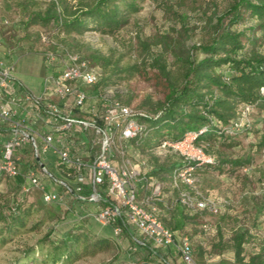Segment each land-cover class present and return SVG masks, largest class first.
I'll return each instance as SVG.
<instances>
[{"label":"trees","instance_id":"trees-1","mask_svg":"<svg viewBox=\"0 0 264 264\" xmlns=\"http://www.w3.org/2000/svg\"><path fill=\"white\" fill-rule=\"evenodd\" d=\"M22 8L20 16L3 17L0 20L1 28H8L10 32L6 33L11 36L12 45L8 47V54H3L0 50V60H7V63L11 62L10 52L22 48V41L31 27L40 25L41 29L46 27L50 30L46 38L43 30L37 34L40 45H46L41 53L48 51L58 53V45L69 48V43L67 45L65 40H56L55 37L54 40L52 36L62 35L65 39L68 37L72 39L75 35L83 34L90 29L112 34L127 25L130 17L141 9L138 0H93L78 11L72 10L67 4L60 9L56 0H51L45 10L28 12L25 11L26 7ZM185 17L186 15L183 16ZM205 17L211 29L210 36L207 41L191 48L186 56L177 58L183 62L178 74L172 73L161 47L169 34L159 36L162 40H158L156 44H161V48L152 53L150 58L124 70L128 75H132L135 72L145 74L148 69H156V77L164 89L163 99L158 100L157 107L151 110L152 112L145 108L137 110V117L145 126L144 133L128 140L132 141L131 150L137 155L145 149L157 147L164 141H181L189 133L196 134L194 141L208 152L215 148L216 143L230 142L241 132L247 130L249 132L253 129L250 116L258 112L263 114L264 95L260 89L264 87V0H231L223 13L218 14L214 8L213 12L205 14ZM4 37L5 33L0 32V47L5 45ZM140 39L144 44L143 39ZM34 47L32 43H28L25 49L32 51ZM192 50L199 51L204 56L197 58ZM84 59L99 75L98 83L93 89L100 91L104 85L105 87L117 85L116 80L102 73L100 69L102 64L98 65L87 58ZM245 105H251L247 115H243ZM82 113L86 114L84 109ZM257 127L262 133V142L259 145H264V121ZM205 142L208 144H204ZM14 155L19 157L20 174L13 178L0 174V180L2 177L9 178L7 185L14 187V191L28 195L29 192L22 191V186L27 181L25 175L31 169L35 171L39 169L34 149L31 144L25 143L15 150ZM213 156L212 162L201 164L187 161L180 156H173L161 163H156V160L153 164L149 162L145 168L146 180L137 186L138 200L149 197V204L145 207L148 210L155 209V215L172 231L177 242L188 236L193 257L199 264L205 255L215 254L203 247L205 239L200 242L198 253H195L192 236L184 231L190 217L185 212L186 208L173 200L176 188L172 183V174L186 166H194L193 172L196 173L202 167L222 169L224 165L241 167L250 162L249 153L229 159L225 156L216 157L215 154ZM47 179L59 186L51 177ZM149 179L153 181L151 186L160 181H168L169 195L165 196L161 188L159 195L152 196L146 189ZM8 191L11 192L13 189ZM159 196L161 203L158 204L154 198ZM252 198L256 199L255 196ZM35 205L34 202L26 200L17 201L8 214H5V208L11 207V203L8 207L3 206L0 210V221L4 224L0 227V234L5 232L10 236L18 233L19 229L25 227L26 217L32 214ZM253 208L255 217L264 213V203L261 205L255 203ZM198 211L210 210L202 209L196 212ZM48 212L50 218H57L58 214L55 211ZM85 225L84 221L76 219L69 228L58 233L54 228L48 230L45 236V239H48L47 249L42 253L44 264H71L80 253L93 254L111 244V236L92 231ZM201 231L209 232L213 238L215 237L214 246L217 245L219 248L217 255H223L221 250L230 248L234 264H264V241L256 251L246 254V245L251 239L250 229L246 226L233 227L232 234L227 240L220 224L214 228L203 224ZM122 236H125L129 244L133 243L127 232ZM1 241L4 242V239ZM32 259H35V255Z\"/></svg>","mask_w":264,"mask_h":264},{"label":"rangeland","instance_id":"rangeland-1","mask_svg":"<svg viewBox=\"0 0 264 264\" xmlns=\"http://www.w3.org/2000/svg\"><path fill=\"white\" fill-rule=\"evenodd\" d=\"M92 2L93 0H56L60 9L64 4H67L76 11ZM138 2L140 11L130 17L127 25L112 34L90 29L83 34L75 35L72 39L70 37L65 39L62 35L52 37H55L56 40H65L66 44L69 43L70 50L93 63L102 64L100 68L102 73L104 72L106 77L110 76L117 81V85L113 86L115 88L114 96L117 100L132 106L135 110L145 108L151 111L157 107L156 103L163 99L164 94L163 85L156 77V69H148L145 74L135 72L132 75H128L124 70L135 63L150 58L152 53L162 47L163 55L167 59L172 73L178 74V71L182 69L183 62L177 58L186 56L191 48L207 41L210 36L211 29L205 14H211L214 8L218 14L223 13L230 5L231 0H138ZM50 3L51 0H0V20L3 17L20 16L22 7H26L25 11L28 12L45 10ZM184 15H186L185 18H183ZM41 27L37 25L29 28L22 41V48L9 54L10 61L14 65L13 76L17 83L34 94L43 92L44 79L52 71L45 62L44 54L41 53L46 45H40L37 37L38 32L43 30L46 38L50 30L46 27L41 29ZM7 31L8 28L0 26V32L5 33V45L0 47L3 54H8V47L12 45L11 36L6 33ZM163 34H169V37L163 41L164 43L160 47L161 44H156V42L162 40L159 36ZM140 38L143 39L144 44L141 43ZM28 43L35 46L32 51L25 49ZM192 52L196 53L197 58L204 56L199 51L192 50ZM106 87L104 85L100 91L93 89V86L85 87L90 97L89 104L97 109L101 108L102 105L100 106L97 94L103 92ZM263 114L258 112L250 116L253 129L249 132L248 130L241 132L238 136L236 135L235 140L232 139L230 142L216 143L215 148L211 151L205 152L203 149L207 157L215 154L216 157L225 156L228 159L249 153L250 162L241 167L224 165L222 169L202 167L194 173L195 183L199 190L213 198L219 206L217 213L188 211L184 208L190 217V222L184 231L191 234L195 253H198L200 242L203 239H205L203 247L215 255L219 253L218 246H214L215 237L213 238L209 232L201 231L203 224L213 228L220 224L225 240L231 236L233 227L244 225L249 228L251 239L246 245V254L256 251L264 241V213L255 217L253 208L255 203L258 205L264 203V145H259L262 142V133L257 129L258 124L264 121ZM89 136L93 137L91 132H89ZM117 136L118 134L116 138ZM124 144L126 147L123 154L119 151L118 143L113 146V161L120 166L127 160L131 165L145 160V164L141 167V172H143L141 176L144 177L136 182L137 186L146 180L145 168L148 166L147 164H153L155 160L156 163L165 162L169 158L177 156L170 152L159 154L155 147L141 151L139 157L131 150L132 141H126ZM201 147L194 141L184 150L190 154H197ZM52 171L55 176L60 177L55 170L52 169ZM39 176L42 183L45 184L48 177L40 174ZM9 180L5 177L0 180V210L3 206L8 207L11 203V207L5 208V214H8L15 203L22 200L34 202L36 205L32 214L26 217L25 227L19 229L18 233L10 236L5 232L0 234V264H44L42 253L47 249L48 239H45V236L48 230L54 228L58 233L60 230L69 228L76 222V219L84 221L85 226L92 231L111 236L112 242L96 253H80V256L71 264H161L159 262L161 258L150 259L145 255L144 250H130L132 243L129 244L125 236L116 237L110 226H103L88 215L96 212L98 208L87 209L85 206L82 208L80 205H76L75 201L68 199L60 204L46 202L41 190L33 189L28 195L19 193L14 191V187L7 185ZM148 181L146 189L152 193L156 184L151 186L153 181L151 179ZM158 184L162 188V193L165 196L169 195L170 183L160 181ZM12 189L13 191H8ZM139 196L142 197V195ZM152 196H154L153 193ZM160 196L154 198L158 204L161 203ZM252 196H255L256 199L254 200ZM146 198L149 197L143 199ZM177 198L178 189L174 192L173 200L178 202ZM48 210L55 211L58 214L57 218H50ZM42 218L45 219L42 220ZM3 224L0 221V227ZM2 239L4 242L1 241ZM41 246L42 250H40ZM221 251L227 258L226 262L234 264L232 250L225 248ZM33 255H35V259H32ZM178 264L185 263L178 260Z\"/></svg>","mask_w":264,"mask_h":264},{"label":"built area","instance_id":"built-area-1","mask_svg":"<svg viewBox=\"0 0 264 264\" xmlns=\"http://www.w3.org/2000/svg\"><path fill=\"white\" fill-rule=\"evenodd\" d=\"M58 49V53H44L45 62L52 71L44 79L41 94H34L18 83L17 90L13 76L14 65L0 60V125L9 124L11 134L0 156V174L11 178L20 174L19 157L14 152L25 143L32 145L36 158L41 150H51L67 176L75 180V185L57 179L46 168L40 169L38 173L31 169L25 175L27 181L22 186L23 192L39 189L44 201L62 203L63 197L58 192L46 190L39 174L51 177L68 193L74 194L78 201L99 205L96 212L88 215L101 225L110 226L116 237L127 232L133 241L130 250L135 251L139 247L154 250L175 248L185 264H198L193 257L188 236L177 242L172 231L155 215V209L148 210L145 207L149 204V198L138 200L136 182L144 177L141 176V167L145 160L135 165L127 160L120 166L113 162V146L118 143L119 151L123 154L126 147L124 142L144 133L145 126L137 117L138 111L117 100L114 96L115 88L110 86L97 94L101 108L89 104L90 97L85 87L98 83V72L77 52L61 45H58ZM260 92L264 95V87H261ZM48 93H51V98ZM22 102L51 118V133L42 137V145L29 122L25 118H18L16 107ZM83 109L87 115L82 113ZM250 109L251 105H245L243 115H247ZM73 130H78L87 138L89 152L92 154L91 162H85L80 152L74 150L69 140ZM89 132L93 137H88ZM195 137L196 134L189 133L181 141H164L156 149L159 154L170 152L187 161L200 164L212 162L214 156H205L202 147L197 154L184 150L194 143ZM194 170V166H186L173 172L172 183L178 189V202L191 211L208 209L217 212L219 206L216 201L197 187ZM86 184L89 185L88 193L84 192ZM160 189V184H156L153 195H159ZM160 258L161 264H169L163 257Z\"/></svg>","mask_w":264,"mask_h":264},{"label":"crops","instance_id":"crops-1","mask_svg":"<svg viewBox=\"0 0 264 264\" xmlns=\"http://www.w3.org/2000/svg\"><path fill=\"white\" fill-rule=\"evenodd\" d=\"M15 85L18 90L19 88L17 85V81H15ZM48 94L51 98V93H48ZM53 99L55 101H58V99L55 97H53ZM68 102H70V100H68ZM16 108L18 109V118H25L27 122H29V124L34 128L37 134V140L39 144L42 145L41 144L42 137L45 134L51 133V127H52L51 118L45 113L38 112V109H36L35 107L31 106L28 103L22 102V104L20 106H17ZM78 132H79L78 130H73V132L70 133L69 140L73 144L72 146L74 150L79 151L83 160L89 163L92 160L91 159L92 154L89 152L90 144L88 143L87 138L83 134H80ZM10 136L11 134H10L9 124L0 125V156L2 155L4 144L10 138ZM36 162L39 164V169L37 168L36 171H39L40 169H42L43 168L42 165H43L44 168H46L50 173L51 172L53 173L52 169L55 170L60 176V177H57L53 173V175L57 179H62L66 181L67 183H69L71 186L75 185V180L67 176L66 171L59 164V160L56 154L53 153L51 150H45V151L41 150L39 156L36 158ZM85 173H87L86 175H88L87 170H85ZM45 187H46V190L50 188L51 190L58 192L63 197V202L64 201L66 202V199H68V200L75 201L76 205H80L82 208L83 206H85L87 209L88 208L97 209L99 207V205L96 206V204L91 203V202L82 203L78 201L74 194L68 193L63 186L61 185L58 186L54 184L53 182H51L50 180H48L47 178L45 180ZM51 190H48V191H51ZM88 191H89V185L86 184L84 192L86 193ZM140 250H144L145 255H147V257L150 259H156L157 257L159 258L163 257L165 260L169 262V264H178V260H181L180 255L175 248H166V249L158 248L154 250V249H150L147 247H139L137 251H140ZM226 259L227 258L224 257V255L209 254V255L204 256V260L202 261L201 264H231V263H227Z\"/></svg>","mask_w":264,"mask_h":264},{"label":"water","instance_id":"water-1","mask_svg":"<svg viewBox=\"0 0 264 264\" xmlns=\"http://www.w3.org/2000/svg\"><path fill=\"white\" fill-rule=\"evenodd\" d=\"M38 160V159H37ZM42 165V164H41ZM42 167L44 168V166L42 165Z\"/></svg>","mask_w":264,"mask_h":264}]
</instances>
